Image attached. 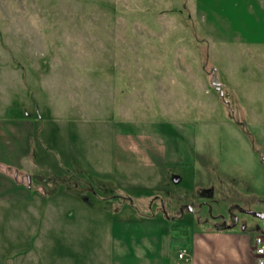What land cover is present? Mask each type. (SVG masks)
<instances>
[{
	"label": "rangeland",
	"instance_id": "374dc122",
	"mask_svg": "<svg viewBox=\"0 0 264 264\" xmlns=\"http://www.w3.org/2000/svg\"><path fill=\"white\" fill-rule=\"evenodd\" d=\"M0 119L33 125L15 177L30 195L11 191L3 223L12 239L20 223L37 231L32 251L9 243L0 264H132L136 246L163 244L176 258L193 230L223 219L253 239L264 5L0 0Z\"/></svg>",
	"mask_w": 264,
	"mask_h": 264
},
{
	"label": "crops",
	"instance_id": "0c3cea01",
	"mask_svg": "<svg viewBox=\"0 0 264 264\" xmlns=\"http://www.w3.org/2000/svg\"><path fill=\"white\" fill-rule=\"evenodd\" d=\"M258 1L264 5V0ZM32 126L31 120L10 121L0 119V252L3 250V246L8 248L9 243L12 246L14 244L17 245V243L21 245L20 247L24 245L23 254L32 251V240L37 233L35 230L36 226L33 223L29 222L27 225L20 223L15 227V229H18L16 234L20 236L15 243L13 240L16 239V234H14L13 239L12 236H9V229L3 223L4 218L1 208L3 202L9 199L8 196L15 197L11 191L17 189L16 196L22 198L25 195H30L26 191L28 187L15 177L19 178L17 171L25 170L29 164L26 158L30 152L28 144L29 139H31L29 131L32 130ZM9 132L11 135H9ZM9 139L11 140V146H14L15 140H18V143L21 142L23 144L22 149L17 150V148L16 152L10 153ZM9 168L15 169L13 178L9 176ZM23 173L26 172L24 171ZM26 178L29 181V175H26ZM30 213L34 216V209L31 208ZM220 222L221 224L213 221L193 230L189 242L176 248V258L170 257L168 253L170 248L166 245L164 246V244L161 248L151 246L149 250L146 249L145 251L137 244L138 246L135 247L137 253L135 255L138 262L132 264H258L257 255L253 251V234L250 233L247 227L243 225L241 228H236L235 222H227L225 219ZM4 229L5 231L8 230L5 241L2 238ZM22 232L26 236L23 237ZM257 233L264 235V230H259ZM31 237L32 240L29 242ZM154 241L157 245L158 241ZM181 249L185 250V255L179 258L177 254ZM21 262L26 264L25 258H22ZM32 264H36L34 260Z\"/></svg>",
	"mask_w": 264,
	"mask_h": 264
},
{
	"label": "built area",
	"instance_id": "2783aa9c",
	"mask_svg": "<svg viewBox=\"0 0 264 264\" xmlns=\"http://www.w3.org/2000/svg\"><path fill=\"white\" fill-rule=\"evenodd\" d=\"M253 251L257 255V261L259 264H264V235L256 234L252 239ZM178 257H184L185 250L178 251Z\"/></svg>",
	"mask_w": 264,
	"mask_h": 264
},
{
	"label": "water",
	"instance_id": "95a60500",
	"mask_svg": "<svg viewBox=\"0 0 264 264\" xmlns=\"http://www.w3.org/2000/svg\"><path fill=\"white\" fill-rule=\"evenodd\" d=\"M258 217L264 218V213H256Z\"/></svg>",
	"mask_w": 264,
	"mask_h": 264
}]
</instances>
